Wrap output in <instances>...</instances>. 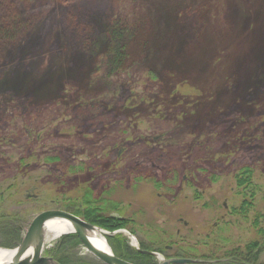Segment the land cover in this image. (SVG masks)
I'll use <instances>...</instances> for the list:
<instances>
[{"label": "rangeland", "instance_id": "1", "mask_svg": "<svg viewBox=\"0 0 264 264\" xmlns=\"http://www.w3.org/2000/svg\"><path fill=\"white\" fill-rule=\"evenodd\" d=\"M13 5L22 26L0 41V214L23 222L22 237L43 211L73 213L65 204L89 186L130 218L131 246H198L202 226L240 205L234 175L247 164L253 205L225 246L264 242L252 225L260 214L264 226V0Z\"/></svg>", "mask_w": 264, "mask_h": 264}, {"label": "trees", "instance_id": "2", "mask_svg": "<svg viewBox=\"0 0 264 264\" xmlns=\"http://www.w3.org/2000/svg\"><path fill=\"white\" fill-rule=\"evenodd\" d=\"M15 0H0V41L3 39L12 40L16 37L18 30L22 26V21L18 11L14 8ZM23 158H21L22 162ZM74 170L75 168H71ZM77 169L81 167L77 166ZM139 175L133 174L132 180L140 179ZM253 169L244 164L238 168L234 175L235 185L237 187L236 192L242 195V201L238 207H233L232 210L235 214H240L245 218L248 215V210L253 205V198L255 195V184L253 183ZM156 187L160 186V182H154ZM82 195L79 199H73L68 204L75 207L74 214L81 216L84 220L92 223L108 232H113L118 229H129L130 218L119 214L118 216L109 213L108 208L100 206L97 203V199L93 189L89 186H83L80 190ZM78 200V202H76ZM83 207L80 209V207ZM262 217L260 214H256L253 217L252 225L257 234L264 235V226L260 224L259 219ZM0 231L3 235V240L0 246L13 248L17 242L22 239L23 235V222L17 216H5L0 214ZM132 232V231H131ZM134 233V232H132ZM108 244L110 245L113 253L125 260L133 262L135 264H157V260L154 255L140 252L136 248L132 247L128 238L121 232L105 235ZM81 240L76 233H68L60 237L56 243V248L51 250L53 258L58 264H103L95 258H82L74 255H70L68 252L73 248L81 246ZM139 247L144 250H156L164 252L160 247H145L143 243L139 244ZM264 242L254 239L247 242L243 248H236L232 251H228L220 256V258H229L227 261L220 263H208V264H264V261H260V255L263 251ZM69 249V250H68ZM167 257L170 254H166ZM91 257V256H90ZM211 258L203 256L202 259ZM187 264H205V263H187Z\"/></svg>", "mask_w": 264, "mask_h": 264}, {"label": "water", "instance_id": "3", "mask_svg": "<svg viewBox=\"0 0 264 264\" xmlns=\"http://www.w3.org/2000/svg\"><path fill=\"white\" fill-rule=\"evenodd\" d=\"M50 219H63L73 226V231L69 233H76L81 240L83 246L87 251L97 258L103 264H135L123 258L116 256L112 249L108 251L101 250L90 239L91 231L95 229L101 230L106 235H112L122 230L113 232H107L99 228L98 226L87 222L80 216L65 210L52 209L46 210L39 213L31 222L28 229L25 231L20 244L16 247L18 252L11 262H0V264H58L56 260L49 255L43 253L46 242L48 241L45 237L44 226L45 223ZM28 249H31V254L25 255ZM140 252L157 255V252L150 250H143L137 247ZM207 263L205 260L191 259V258H170L163 260L161 264L171 263Z\"/></svg>", "mask_w": 264, "mask_h": 264}, {"label": "flooded vegetation", "instance_id": "4", "mask_svg": "<svg viewBox=\"0 0 264 264\" xmlns=\"http://www.w3.org/2000/svg\"><path fill=\"white\" fill-rule=\"evenodd\" d=\"M227 216L226 215H222L220 217V219L218 221H215L213 225H209V226H202L201 228H203L202 232L198 231L199 234L201 235V233H204L203 234V239L204 241H201L199 243V245L197 246V244L194 246V245H188V244H185L184 241H182L181 239H177L175 240V243L173 245H165V247L163 248L164 249V252H159V251H156V250H152V251H155L157 252V255L159 253H161L162 255H164V259L163 260H167V259H170V258H176V257H179V258H192V259H199V260H202V257L203 256H212L211 258H206L205 261H208L207 263L205 264H208V263H220V262H223V261H227L229 260V258H220L221 255H223L224 253L226 252H230L236 248H243L244 245L246 244H243V245H240V244H237V245H233V246H230V245H226L225 244H232L233 243V235L230 236L231 234V229H233L235 227V222L237 221H241L242 219L244 220L245 217L244 216H241L240 214H235V212L233 210H227ZM234 216H236L237 218H240V219H234L233 218V214ZM226 216V217H225ZM225 217V218H224ZM227 217H231V218H227ZM224 222V224H218V222ZM233 223V224H232ZM236 228V227H235ZM220 229H222L223 232H220ZM219 230V231H218ZM197 232V236H199ZM225 233L228 234L227 238L225 237ZM257 234V233H256ZM257 236H260V234H257ZM218 238H223L222 239V242L223 244L220 243L219 239ZM208 243V244H207ZM182 244H185L187 245L186 247H183ZM225 246V248H224ZM172 250H175L173 253H169L170 256L167 257L166 254H168L167 252L169 251H172ZM202 250H208L209 252L211 253H206V254H199L201 253ZM181 251V252H180ZM217 253V254H212V253ZM220 252V253H219ZM219 253V254H218ZM157 255H154L156 260H157V264H161L162 261L158 260V256ZM197 263H202V262H197ZM171 264H179V263H171ZM187 264V263H185Z\"/></svg>", "mask_w": 264, "mask_h": 264}, {"label": "bare ground", "instance_id": "5", "mask_svg": "<svg viewBox=\"0 0 264 264\" xmlns=\"http://www.w3.org/2000/svg\"><path fill=\"white\" fill-rule=\"evenodd\" d=\"M73 231V226L63 219H50L45 223L44 232L47 240H52L62 234ZM104 233L95 229L90 233V239L101 250L108 251L110 249ZM18 248H4L0 247V262H11L15 258ZM32 250L28 249L25 255L31 254Z\"/></svg>", "mask_w": 264, "mask_h": 264}]
</instances>
